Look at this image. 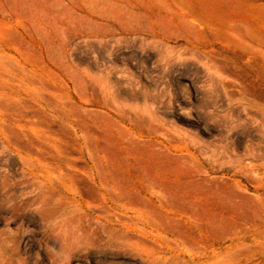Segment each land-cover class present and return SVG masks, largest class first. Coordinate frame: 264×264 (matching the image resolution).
Masks as SVG:
<instances>
[{"label": "rangeland", "instance_id": "obj_1", "mask_svg": "<svg viewBox=\"0 0 264 264\" xmlns=\"http://www.w3.org/2000/svg\"><path fill=\"white\" fill-rule=\"evenodd\" d=\"M0 101V264H264V0H0Z\"/></svg>", "mask_w": 264, "mask_h": 264}, {"label": "bare ground", "instance_id": "obj_2", "mask_svg": "<svg viewBox=\"0 0 264 264\" xmlns=\"http://www.w3.org/2000/svg\"><path fill=\"white\" fill-rule=\"evenodd\" d=\"M28 97H34L33 95H28ZM1 102V101H0ZM6 102V101H5ZM61 113V112H60ZM94 161V159L92 158L91 159V162L92 163H94L93 162ZM174 178V177H173ZM177 185V184H176ZM148 187V186H147ZM152 187V186H151ZM155 188V187H154ZM183 191V190H182ZM139 194V193H138ZM166 195H168V194H166ZM161 197V196H160ZM168 197V196H167ZM141 199V198H140ZM159 199V198H158ZM138 200V199H137ZM160 200V199H159ZM220 200H222V199H220ZM147 203V202H146ZM264 203V202H263ZM262 203V205H260V207H259V211H258V215H257V218L259 219V222L261 223H259L261 226H262V224H263V226H264V204ZM170 204V203H169ZM254 204V203H253ZM214 205V204H213ZM235 205V204H234ZM15 206V205H14ZM230 206V205H229ZM238 206V205H237ZM14 209V208H13ZM240 209V208H239ZM252 211V210H251ZM202 215V214H201ZM253 215V214H252ZM210 216V215H209ZM217 216V215H216ZM215 216V217H216ZM256 217V216H255ZM199 218V217H198ZM214 218V217H213ZM207 220V219H206ZM201 221V220H200ZM204 221V220H203ZM217 221V220H216ZM238 221V220H237ZM253 221H255V220H253ZM204 222H206V221H204ZM204 222L202 223V225L204 224ZM213 222V221H212ZM215 222V221H214ZM240 222V221H239ZM208 223V222H207ZM255 223H257V222H255ZM258 224V223H257ZM217 225V224H216ZM224 227V226H223ZM233 228H234V226H233ZM233 228H232V230H233ZM236 228V227H235ZM204 229V228H203ZM224 229H225V227H224ZM226 229H227V226H226ZM258 229H260V226H259V228ZM231 230V229H230ZM261 230H263L264 231V229H262V227H261ZM260 233H261V231H259ZM252 234H253V232H252ZM261 235V234H260ZM263 235V239H260L259 241H260V246H261V250L260 251H262V253H264V234H262ZM259 237V236H258ZM261 237V236H260ZM218 238V237H217ZM259 246V247H260ZM247 247V246H246ZM248 248V247H247ZM250 248V247H249ZM251 248H252V246H251ZM248 251V250H247ZM8 252V251H7ZM259 252V251H258ZM261 253V252H260ZM261 253V254H262ZM264 255V254H263ZM234 256V255H233ZM237 256V255H236ZM239 256V255H238ZM242 256V255H241ZM232 257V256H231Z\"/></svg>", "mask_w": 264, "mask_h": 264}]
</instances>
